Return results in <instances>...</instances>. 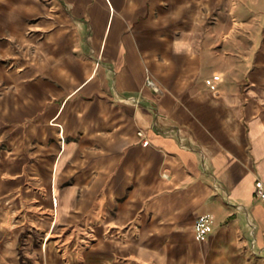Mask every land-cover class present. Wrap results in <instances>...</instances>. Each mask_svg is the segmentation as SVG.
<instances>
[{"label": "crops", "instance_id": "crops-1", "mask_svg": "<svg viewBox=\"0 0 264 264\" xmlns=\"http://www.w3.org/2000/svg\"><path fill=\"white\" fill-rule=\"evenodd\" d=\"M0 53V264H264V0H0Z\"/></svg>", "mask_w": 264, "mask_h": 264}, {"label": "rangeland", "instance_id": "rangeland-1", "mask_svg": "<svg viewBox=\"0 0 264 264\" xmlns=\"http://www.w3.org/2000/svg\"><path fill=\"white\" fill-rule=\"evenodd\" d=\"M237 0H230V3L233 4L235 3ZM6 70V79H4V75H2V53H0V117H2V114H6L5 117H2V126H8L10 124H15L16 122L10 120L11 115H14V111H15V106H14V93H12L13 91H11L10 89L12 88L11 82L13 81L14 78V65L12 62H10V60H6L4 62L3 65ZM3 77V78H2ZM3 83H6L5 85ZM10 83V84H9ZM4 87H7V94L8 95V99L6 101H4V106H2V93L4 91H2V89H4ZM60 103V102H59ZM61 104V103H60ZM62 123V122H61ZM100 210V205L97 204H93L92 207L90 208V213L88 215V217L86 218V224L87 225H91L94 223L95 218H94V214L96 212H98Z\"/></svg>", "mask_w": 264, "mask_h": 264}, {"label": "built area", "instance_id": "built-area-1", "mask_svg": "<svg viewBox=\"0 0 264 264\" xmlns=\"http://www.w3.org/2000/svg\"><path fill=\"white\" fill-rule=\"evenodd\" d=\"M146 83L154 90V92L158 93L159 87L151 80V79H147ZM137 135L139 137L142 136L141 131H137ZM256 194L264 199V189H262L260 184H257V189H256ZM214 220L212 218V216L210 215H203L201 216L195 223H194V232L197 238H202L204 237L211 229L212 224H213ZM247 225L249 227V229H253V222L248 219L247 220Z\"/></svg>", "mask_w": 264, "mask_h": 264}]
</instances>
